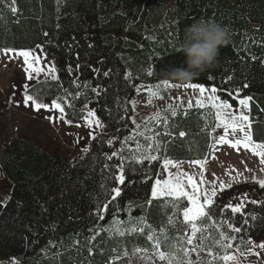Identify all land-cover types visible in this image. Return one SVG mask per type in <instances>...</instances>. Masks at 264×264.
Here are the masks:
<instances>
[{"label":"trees","instance_id":"1","mask_svg":"<svg viewBox=\"0 0 264 264\" xmlns=\"http://www.w3.org/2000/svg\"><path fill=\"white\" fill-rule=\"evenodd\" d=\"M12 6L17 13L11 12ZM198 20L225 26L230 41L221 47L214 67L191 82L216 87L221 99L234 107L239 100L252 97L253 140L264 143V0H15V4L0 0V50L36 51L40 66L46 61L57 69L58 79L37 82L27 94L38 102L61 103L64 119L71 125H80L89 110L104 125L92 140L90 153L72 159L53 158L25 136L6 144L0 168L11 194L0 204V262L128 264L131 258L137 264L135 248L148 250L136 255L154 251L147 239L149 232L160 239L161 250L183 259L179 248L191 246L177 238L185 233L191 236L190 227L182 222V214H175L170 204L165 206V198L154 199L151 205L147 200L155 179H166L163 156L192 160L206 155L208 134L215 131L214 113L191 109L173 116L165 110L158 121L151 119L135 129L131 101L143 80L152 85L164 81L188 84L167 79L165 70L183 66L180 46L185 30ZM105 71L108 76L103 75ZM153 127L172 138L160 135L164 143L169 142L153 152L158 161L134 162L133 155H139L137 142L143 151L151 143L145 137H150ZM130 136L135 139L125 143ZM112 152L120 155L108 160ZM120 163L126 174L123 186L112 178ZM115 186L122 188L121 195L110 204L105 219L99 220L97 205L110 199L106 190ZM245 193L248 201L242 213L221 211ZM211 215L212 220L196 222L202 231L193 243L203 251L199 257L192 254L194 258L202 257L205 264H225L221 259L225 254L254 253L256 248L249 252L241 241L251 239L259 244L264 239V189L247 182L232 185L218 192ZM169 217L173 224L168 223ZM114 220L122 223L114 224ZM229 223L241 232H233ZM221 232L236 237L232 248L225 250L216 243ZM154 264L167 262L156 260Z\"/></svg>","mask_w":264,"mask_h":264},{"label":"snow or ice","instance_id":"2","mask_svg":"<svg viewBox=\"0 0 264 264\" xmlns=\"http://www.w3.org/2000/svg\"><path fill=\"white\" fill-rule=\"evenodd\" d=\"M12 4H15V0H12ZM12 13H17L18 9L14 6L10 8ZM4 54L7 56L9 54H14V56L21 57L24 63V72L26 73V78L31 81L39 76L40 73H46L51 76L53 80L58 79L56 75L57 69L54 63L47 64V67L40 66L41 65V57L35 55L31 50H17L14 48H4ZM45 63H47L45 61ZM79 65H77V68ZM71 71V68H69ZM94 72H98L99 69H93ZM151 74V73H150ZM103 75L108 76L109 72L105 71ZM165 87H172L168 81H164ZM186 88L198 89L200 93V98L196 100V105L199 108H205L207 105H210L211 109H214V119L216 121L215 127L223 130V134H217L214 139V143L208 145L209 154L217 150V145H227L233 149L239 150L243 147L245 150L250 151L253 155L258 156L260 158V163L264 165V143H256L253 140V135L251 132L252 122L248 115H246L243 111L234 113L233 111H229L233 109V105L230 104L227 100L221 99L219 95H217V88H211V95L207 96V105L204 100L205 93L207 89L200 82H191L183 85ZM28 85H24L25 95L23 97V104L25 106H34L36 111H40L41 109H46L48 111L58 110L60 113L59 119L64 120L65 109L62 107L61 103L53 100L51 102V106L48 103L38 102L36 98L32 95L27 94ZM96 91V89H93ZM139 91V89H138ZM150 96H156L158 93L156 91L149 90ZM252 100V97H247L245 99H241L239 104L245 108L249 107V101ZM151 101L149 100V103ZM133 108L135 107V101H132ZM87 107V105H85ZM189 107H191V102H189ZM171 109V106H169ZM171 114L173 116L176 115V111L171 109ZM160 114L156 113L153 117H150L152 120H159ZM49 120L55 122L54 117L49 116ZM88 122V126L91 128L95 125L98 128H103L104 125L100 119L96 118V112L94 110H89L87 112V116L85 117ZM133 123H135L134 117H130ZM68 124H71V121H66ZM79 126V125H78ZM139 128V125H137ZM229 130L233 134L239 130L243 134L242 139H229ZM168 134V133H166ZM91 138L95 139V135L90 133ZM137 135H144L143 133H137ZM180 137H184L185 133L183 131L179 132ZM128 139H135L134 136L126 137L125 143H127ZM147 140H154L155 148H153L152 144H149L146 148L141 151L142 146L137 142L135 152L139 153V155H133L132 160L136 163H143L144 161H158L159 157L153 154L154 151H158L161 148V143L158 140H155L154 137H145ZM78 142V141H77ZM108 144H112V140H108ZM123 149H121L122 151ZM87 151V149H84ZM120 155L118 152H112L107 156L108 160H111L113 157ZM212 158H215L214 156ZM125 158L121 156V160ZM208 156L203 157L202 159H196L191 161L190 163L199 165L201 168V179L199 183L194 179V177L183 170L179 169V164L182 162H176L172 159L165 157L163 159V169L168 170L169 166L176 167L178 171L175 175L168 171V178L160 179L156 178L155 182L151 187V199L147 200V203L151 205L152 200L165 198L167 200V204L171 205L173 209H175V214H182L183 223L190 227L191 236H188L185 233L183 238L178 237V242L182 239H186V243L191 247H181L179 251L183 253V259L176 257L174 253H166L161 250V241L158 237L155 236L154 232H149L147 234V239L152 242L153 253L152 255H136L141 253H146L147 249L135 248L133 250V254L136 256V259L140 260L143 264L144 261H147L148 264H154V261L158 260L161 262H167V264H205L202 257L194 258L192 254H196V257H199V253L203 251L201 245L194 244L193 241L197 237V233L201 232L202 229L198 227L197 221L201 219L212 220L211 211L215 206V197L218 195V192H223L226 188H230V184H225L223 181L219 182V189L213 187L212 191L209 193L208 190L202 189V185L204 184L203 174H204V165L207 163ZM105 167H109V165H105ZM117 172L113 175V179L117 182L118 185L123 186L126 182V174L124 170L123 163L116 165ZM264 170V169H262ZM214 175V174H213ZM253 180L259 184L261 189H264V179H256L253 177ZM186 181V183H185ZM215 183V181L213 182ZM120 186L112 187L110 190H106L107 194L110 196V199L106 200L102 204L97 205V217L99 220H104V213L107 212L109 206L112 202L116 201V199L121 195L122 188ZM190 187L191 191L187 190ZM248 201V194H243V198L239 199L236 204H232L231 202L227 205H224L221 211L225 209H231L233 214L242 213L245 207V202ZM250 203L256 204L260 203L256 200L249 201ZM252 219H256L255 216H252ZM114 224H121L122 222L119 220H114ZM141 223H144L142 220ZM169 224H173L172 217L168 219ZM244 223H247V219L244 220ZM147 227L151 228L150 225ZM228 227L235 233L241 232L240 227H234L231 223L228 224ZM141 232L144 231L143 228L139 229ZM106 231V229H105ZM130 231H136L135 228L130 229ZM163 233L164 230L161 229ZM120 235H124V232H119ZM221 239L216 241V243L223 249L227 250L232 248L231 241L235 240L236 237H229L225 233H220ZM165 238L167 236L165 234ZM224 241H229L228 243H224ZM242 244H247L249 247L247 251L252 252L254 248L264 249V242H260L259 244L255 243L253 240L248 239L247 241H241ZM211 251H209V255H211ZM255 255H260V253L256 252ZM127 256L128 254L125 253ZM243 255V253H241ZM221 259L225 262L228 261H236L237 264L238 258L234 255L225 254ZM128 264H134V261L131 258L128 261ZM211 264V262H208Z\"/></svg>","mask_w":264,"mask_h":264},{"label":"rangeland","instance_id":"3","mask_svg":"<svg viewBox=\"0 0 264 264\" xmlns=\"http://www.w3.org/2000/svg\"><path fill=\"white\" fill-rule=\"evenodd\" d=\"M32 52L35 55L38 54L36 51ZM47 64L49 63H46L43 67H47ZM23 69L24 63L21 57L14 56V54L6 56L0 50V155L6 144L18 136L27 137L53 158L72 159L76 156L90 153L93 140L90 133L96 136L101 133L100 128L95 125L90 128L87 119L82 121L79 126L68 124L65 120L59 119L60 113L58 110L48 111L41 109L36 111L34 106H25L22 102L26 94L24 85H28V90L37 82L52 81L53 79L46 73H40L37 78L29 81ZM169 84L173 86L165 87L164 82L152 85L147 84L143 80L137 86L135 96L132 99V101H135V107L133 108L135 123L141 124L156 113L160 114L164 110H169V106L175 110L198 107L196 105V100L200 98L198 89ZM206 89L204 100L207 105V96L212 93L211 88ZM149 90L156 91L158 95L150 96ZM149 100L151 101L150 103ZM132 101L131 105L133 107ZM239 101L238 105L236 107L233 106V109L229 111L237 114L243 111L249 116L250 101L248 108L241 106ZM189 102H191V107H189ZM49 105L51 106V104ZM205 108L213 113L215 112L210 105ZM49 116L54 117L55 122L49 120ZM215 133L212 135L213 137L217 134H223V130L215 127ZM228 138L231 140L242 139L243 134L239 130L235 134L229 130ZM216 147L217 150L210 154V159L204 165V184L201 186L202 189H206L210 193L213 187L219 189L220 181L230 185L247 182L260 187L253 180V177H256L257 180L264 179V170H262L264 165L260 163L258 156L253 155L243 147L239 150L227 145H217ZM84 149H87V151H84ZM213 156L215 158H212ZM182 167L184 172L192 175L199 183L201 179L199 165L183 164ZM169 171L174 175L176 173L171 167H169ZM214 181L215 183H213ZM187 190L191 191L190 187ZM10 194V183L0 170V204H4ZM261 242H264V239ZM256 252L260 253V255H255L254 253ZM254 253L234 256L238 258L239 264H264V249L257 247ZM0 264L17 263L13 260H6L0 262ZM137 264H142V262L138 261ZM143 264H148V262L144 261ZM225 264H237V262L228 261Z\"/></svg>","mask_w":264,"mask_h":264},{"label":"clouds","instance_id":"4","mask_svg":"<svg viewBox=\"0 0 264 264\" xmlns=\"http://www.w3.org/2000/svg\"><path fill=\"white\" fill-rule=\"evenodd\" d=\"M230 41L229 30L214 20H198L184 34L180 51L184 54L181 67L165 70L166 78L179 83H189L214 67L221 47Z\"/></svg>","mask_w":264,"mask_h":264},{"label":"crops","instance_id":"5","mask_svg":"<svg viewBox=\"0 0 264 264\" xmlns=\"http://www.w3.org/2000/svg\"><path fill=\"white\" fill-rule=\"evenodd\" d=\"M137 125H139V123H135V126H137ZM161 134H163V135L169 137V134H166L165 132L160 131V130H158V129L155 128V127H153L152 129H149V136H150V137H154L155 140L160 141V143L162 144V143H164V140L160 139V135H161ZM169 138H170V137H169ZM181 138H183V137H181ZM167 142H169V139H168L165 143H167ZM165 143H164V144H165ZM150 144H152V145H153V148H155V142H154V140H151V143H150ZM154 152H155V151H154ZM202 155H203V153L199 154L198 156L191 157V158H201ZM173 161H176V162H182V163L179 164V169H181V170H183V171H184V168L182 167L183 164H192V163H190V162H189V163H185V162L180 161V160H173ZM169 167H171L172 169H174V171H176V172L178 171V169H177L176 167H172V166H169ZM168 171H169V169L167 170V178H168ZM200 171H201V168L199 167V173H200Z\"/></svg>","mask_w":264,"mask_h":264}]
</instances>
